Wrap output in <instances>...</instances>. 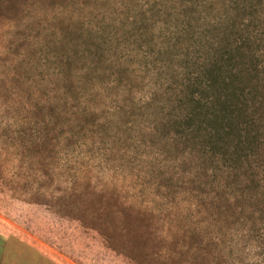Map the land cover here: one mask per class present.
<instances>
[{"label": "rangeland", "instance_id": "rangeland-1", "mask_svg": "<svg viewBox=\"0 0 264 264\" xmlns=\"http://www.w3.org/2000/svg\"><path fill=\"white\" fill-rule=\"evenodd\" d=\"M183 67H242L214 149L236 170L191 145ZM19 243L59 264H264V0H0V251Z\"/></svg>", "mask_w": 264, "mask_h": 264}, {"label": "trees", "instance_id": "trees-1", "mask_svg": "<svg viewBox=\"0 0 264 264\" xmlns=\"http://www.w3.org/2000/svg\"><path fill=\"white\" fill-rule=\"evenodd\" d=\"M183 68L188 70L185 73L184 87L190 90L191 98L189 97L187 103L193 105V113L191 117H186V124L184 123L187 127H192L187 130L192 137L191 145L193 144L194 148L198 149L203 147L204 152L212 154V160H222L225 172L236 170L243 158L237 151L238 149L231 150V153L228 147L223 149L224 146H221V149H214L217 148L216 141L223 142L224 135H232L234 138L233 133L236 130L239 115L236 112V106L233 104L236 95L234 90L231 91L234 87V75L232 74L237 68L242 70V67ZM226 68H231L227 76L224 75L225 72H228ZM195 121H197L196 126L193 124ZM197 129L203 133L201 141L204 140V143L202 146L196 142V136H193Z\"/></svg>", "mask_w": 264, "mask_h": 264}, {"label": "crops", "instance_id": "crops-1", "mask_svg": "<svg viewBox=\"0 0 264 264\" xmlns=\"http://www.w3.org/2000/svg\"><path fill=\"white\" fill-rule=\"evenodd\" d=\"M19 248L14 252L0 251V264H59L47 254L41 253L33 245L19 243Z\"/></svg>", "mask_w": 264, "mask_h": 264}]
</instances>
